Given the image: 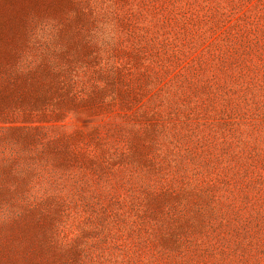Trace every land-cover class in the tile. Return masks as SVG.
<instances>
[{
    "label": "rangeland",
    "instance_id": "obj_1",
    "mask_svg": "<svg viewBox=\"0 0 264 264\" xmlns=\"http://www.w3.org/2000/svg\"><path fill=\"white\" fill-rule=\"evenodd\" d=\"M0 264H264V0H0Z\"/></svg>",
    "mask_w": 264,
    "mask_h": 264
}]
</instances>
